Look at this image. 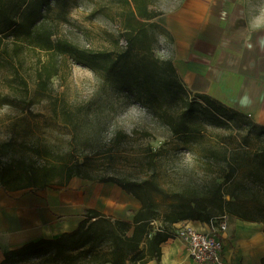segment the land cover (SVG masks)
Instances as JSON below:
<instances>
[{
	"label": "trees",
	"instance_id": "trees-1",
	"mask_svg": "<svg viewBox=\"0 0 264 264\" xmlns=\"http://www.w3.org/2000/svg\"><path fill=\"white\" fill-rule=\"evenodd\" d=\"M68 1L0 0V66L10 64L8 59L14 58L22 64L20 58L26 49L46 55L36 72L35 95L28 103L49 94L53 78L61 69L59 58L68 55L104 77L113 91L162 117L174 134L186 138V143L201 134L206 124L245 131L241 148L250 137L264 140V123L209 94V79L197 75L188 88L173 59L156 56L154 48L158 40L153 31L163 26L161 32L167 36L169 46L173 35L163 13L152 6V0H118L127 44L122 51L83 46L57 37L55 25L66 18ZM15 72L19 85L28 93L27 79L17 68ZM6 104H12V98L0 92V105ZM167 105L174 106L176 111L169 113ZM54 109L57 111L56 106ZM62 112L67 116L63 120L77 129V120L65 109ZM55 146L47 141L37 144L14 139L0 141V186L7 192L25 189L38 192L65 187L74 177H81L113 183L141 205L132 220L114 218L96 207H87L73 230L57 238H40L10 249L0 264H146L160 260L162 244L175 236V225L179 222L194 220L207 224L224 213L257 220L241 205L240 189L244 187L252 194L254 190L243 183L227 185L243 167V160H238L240 153L230 159L226 152L212 150L214 158L226 162L222 181L214 179L205 188L171 190L152 177L95 175L86 159L75 158L73 151L59 152ZM253 153L255 167L247 178L256 183L264 176V146Z\"/></svg>",
	"mask_w": 264,
	"mask_h": 264
},
{
	"label": "rangeland",
	"instance_id": "rangeland-1",
	"mask_svg": "<svg viewBox=\"0 0 264 264\" xmlns=\"http://www.w3.org/2000/svg\"><path fill=\"white\" fill-rule=\"evenodd\" d=\"M151 3L163 13L167 28L168 16L177 10L207 7L206 2L199 0H152ZM120 9L118 0H69L66 18L56 22V36L83 46L122 51L127 44ZM193 16L188 13V20L193 22ZM162 29L163 26L153 31L158 40L154 53L163 59H173V48L168 45ZM20 59L22 64L14 58L8 59L11 66L8 63L2 64L6 67L0 66V92L8 93L12 98V104L0 105V141L26 140L29 144L47 141L56 145L59 152L73 151L75 158L86 159L95 175L130 179L152 177L171 190H184L190 186L205 188L214 179L222 181L226 162L214 158L212 150L226 152L230 159L233 154L240 153L238 160H243V167L227 185L243 183L254 190L252 194L244 187L240 189L241 205L242 210L249 211L257 220L242 221L230 216L228 236H234L233 226L237 219L245 225L251 221L261 225L264 237V176L256 183L247 178L255 167L253 151L263 147L264 140L250 137L248 144L241 148L245 131L206 124L201 134L186 143V138L174 134L162 117L113 91L105 84L104 77L68 55L59 58L61 69L53 78L49 94L28 103L27 100L35 95L36 72L46 55L26 49ZM14 66L27 79L28 93L15 78ZM178 73L185 86L190 88ZM63 109L77 120V129L63 120L67 117L63 115ZM166 109L171 114L176 111L174 106L167 105ZM53 190L79 195L83 207L95 206L114 218L132 220L141 205L134 196L113 183L81 177H74L67 186ZM249 235L247 230L239 233L241 245H245ZM244 253L251 252L244 250Z\"/></svg>",
	"mask_w": 264,
	"mask_h": 264
},
{
	"label": "crops",
	"instance_id": "crops-1",
	"mask_svg": "<svg viewBox=\"0 0 264 264\" xmlns=\"http://www.w3.org/2000/svg\"><path fill=\"white\" fill-rule=\"evenodd\" d=\"M199 1L206 2L207 7L177 10L168 16L177 71L190 87L197 75L206 77L211 82L209 94L264 123V0ZM188 13L194 14L193 22L188 20ZM53 189L7 192L0 186V262L10 249L40 238H57L78 226L87 208L79 195ZM237 219L234 236H228L230 224L223 235L226 263L264 264L261 225L252 221L245 225V219ZM185 223L207 230L204 222L194 220L179 222L175 228ZM245 230L250 235L241 245L239 233ZM146 264L210 263L194 260L184 239L174 236L162 244L160 260Z\"/></svg>",
	"mask_w": 264,
	"mask_h": 264
},
{
	"label": "built area",
	"instance_id": "built-area-1",
	"mask_svg": "<svg viewBox=\"0 0 264 264\" xmlns=\"http://www.w3.org/2000/svg\"><path fill=\"white\" fill-rule=\"evenodd\" d=\"M206 225L207 230H199L190 223H185L175 228V236L184 239L189 255L194 260L210 264H227L223 256V235L229 229V215L227 213L217 215Z\"/></svg>",
	"mask_w": 264,
	"mask_h": 264
}]
</instances>
